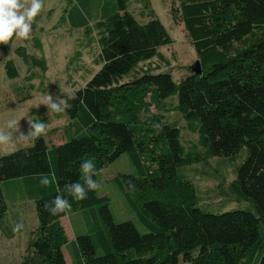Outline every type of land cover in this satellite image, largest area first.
I'll return each instance as SVG.
<instances>
[{"label": "trees", "instance_id": "obj_1", "mask_svg": "<svg viewBox=\"0 0 264 264\" xmlns=\"http://www.w3.org/2000/svg\"><path fill=\"white\" fill-rule=\"evenodd\" d=\"M127 5L128 0H93L92 26L78 12L84 36L97 32V68L64 96L71 105L64 142L50 146L43 135L0 156V222L7 212L2 183L17 178L33 183L28 198L35 201L38 228L21 264H66L62 246L68 238L61 222L66 213L53 216L46 207L57 196L69 201L70 210L98 208L103 217L102 224H89L88 236L75 239L81 264H179L180 258L189 264H264V0H183L179 15L202 71L179 80L168 72H136L172 41L160 20L150 16L141 22ZM33 40L40 50L38 37ZM13 51L24 64L46 72L42 55L29 54L25 45ZM5 70L9 79L20 73L13 60L5 61ZM150 105L180 113L184 130L196 140L183 145L181 127L165 114L142 120ZM243 147L247 157L231 190L252 199L257 213L203 212L197 189L177 174L178 167L214 157L234 162ZM124 153L135 173L114 179L142 232L131 220L113 222L106 195L90 191L77 201L65 191V185L80 181L85 161L94 162L95 180ZM43 175L50 180L47 188L40 185Z\"/></svg>", "mask_w": 264, "mask_h": 264}, {"label": "rangeland", "instance_id": "obj_2", "mask_svg": "<svg viewBox=\"0 0 264 264\" xmlns=\"http://www.w3.org/2000/svg\"><path fill=\"white\" fill-rule=\"evenodd\" d=\"M182 1L128 0V12L141 22H147L150 16L157 18L167 29L172 41L168 46L160 47L159 56L140 63L136 72L149 69L155 74L168 72L174 80L183 79L192 72L190 67L198 59L179 15ZM91 3L93 0H73L69 6L66 0H43V8L35 18L30 38H13L7 45H0V128L5 126L7 120L15 119L20 122L21 132L27 134L28 121L43 118L47 123V132L44 135L46 143L52 146L64 142L62 128L69 121L66 112L53 113L48 117L44 105L48 94L64 99L65 94H70L75 87L83 86L90 76V71L97 68L94 65L95 59L98 58L97 32L94 31L85 37L84 28L78 26V12L86 16L92 26L94 20L88 15ZM65 9L70 15L66 13L65 21H62L61 16ZM90 13L92 15L91 11ZM36 37L43 46L40 50L33 46V39ZM19 45H25L28 53L35 57L42 55L46 59V72L24 64L13 51ZM9 60H13L20 72L13 79L7 77L5 70V61ZM153 113L165 114L166 120L181 127L180 140L183 145L188 146L190 141L196 140L194 134L184 130L180 113L158 111L154 105H150L149 112L142 111L140 117L144 120ZM31 143L32 141H25L7 148L0 147V156L12 153L19 147H28ZM247 152L243 147L234 162H230L228 158L214 157L199 164L178 167L177 174L192 182L197 189V205L203 212L217 214L244 209L257 213L252 199L239 197L231 190V184L237 177L236 169L247 157ZM129 155L122 154L98 172L95 180L100 188L96 191L99 197H108L114 223L131 220L142 232L144 228L140 225L138 216L130 208L118 180L114 179L118 174L135 173V166L132 165ZM32 184L29 180L17 178L1 185L8 210L6 217L0 222V264H21L33 238V232L38 228L35 201L28 198L34 190ZM122 185L127 191L132 190L131 186L124 183ZM129 185L134 187L132 182ZM61 219L68 238L67 245L62 246L64 258L67 264H81L75 239L81 235L88 236L91 232L89 224L98 220L102 224L103 217L99 209L95 208L94 212L86 209L70 210ZM21 223L24 225L23 229L20 233H14L15 225ZM179 264L189 263L180 258Z\"/></svg>", "mask_w": 264, "mask_h": 264}, {"label": "clouds", "instance_id": "obj_3", "mask_svg": "<svg viewBox=\"0 0 264 264\" xmlns=\"http://www.w3.org/2000/svg\"><path fill=\"white\" fill-rule=\"evenodd\" d=\"M43 8V0H0V45H7L13 40H27L33 31L32 25L35 18ZM55 101V102H54ZM47 109L46 115L51 117L53 113L61 114L71 105L67 100L54 97L48 94L44 105ZM47 123L43 118L29 120L28 131L24 134L20 130V122L15 119L6 121L5 126L0 128V147L7 148L16 143L25 141H35L45 135ZM82 175L80 181L65 185L67 191L74 200L82 201L88 198L90 191H96L100 185L93 179L95 164L92 160H87L81 165ZM50 184L48 175L40 178V185L47 188ZM53 216L67 213L71 209V204L63 196H57L51 205H46ZM24 225L17 224L13 228L14 233H20Z\"/></svg>", "mask_w": 264, "mask_h": 264}, {"label": "water", "instance_id": "obj_4", "mask_svg": "<svg viewBox=\"0 0 264 264\" xmlns=\"http://www.w3.org/2000/svg\"><path fill=\"white\" fill-rule=\"evenodd\" d=\"M202 65H200V61H196L191 68V71L193 74H196V75H199L202 71V68H201Z\"/></svg>", "mask_w": 264, "mask_h": 264}, {"label": "crops", "instance_id": "obj_5", "mask_svg": "<svg viewBox=\"0 0 264 264\" xmlns=\"http://www.w3.org/2000/svg\"><path fill=\"white\" fill-rule=\"evenodd\" d=\"M8 210V209H7ZM6 214H7V212H6ZM6 217V216H5ZM66 261V260H65ZM66 264H67V262H66Z\"/></svg>", "mask_w": 264, "mask_h": 264}]
</instances>
